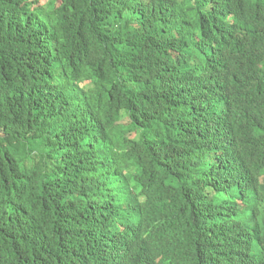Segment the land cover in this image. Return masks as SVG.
Listing matches in <instances>:
<instances>
[{"label": "trees", "instance_id": "trees-1", "mask_svg": "<svg viewBox=\"0 0 264 264\" xmlns=\"http://www.w3.org/2000/svg\"><path fill=\"white\" fill-rule=\"evenodd\" d=\"M174 232L264 255V0H0V264Z\"/></svg>", "mask_w": 264, "mask_h": 264}, {"label": "clouds", "instance_id": "clouds-1", "mask_svg": "<svg viewBox=\"0 0 264 264\" xmlns=\"http://www.w3.org/2000/svg\"><path fill=\"white\" fill-rule=\"evenodd\" d=\"M177 234V232H174L172 236L162 238L156 243L161 248V254L142 255L145 261L144 264H186L181 255L188 254L191 237L177 240ZM130 251L131 249L129 247L125 248V246H108L107 249L103 250V253L110 254L116 259L117 257H123L124 253L128 254ZM263 259L264 255L257 253L253 259L243 260L239 264H261Z\"/></svg>", "mask_w": 264, "mask_h": 264}]
</instances>
